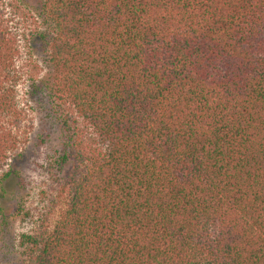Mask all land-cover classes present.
Wrapping results in <instances>:
<instances>
[{
    "label": "trees",
    "instance_id": "obj_1",
    "mask_svg": "<svg viewBox=\"0 0 264 264\" xmlns=\"http://www.w3.org/2000/svg\"><path fill=\"white\" fill-rule=\"evenodd\" d=\"M37 6L51 92L100 149L52 228L20 236L24 264H264V0ZM17 42L0 4V199L26 135Z\"/></svg>",
    "mask_w": 264,
    "mask_h": 264
},
{
    "label": "rangeland",
    "instance_id": "obj_2",
    "mask_svg": "<svg viewBox=\"0 0 264 264\" xmlns=\"http://www.w3.org/2000/svg\"><path fill=\"white\" fill-rule=\"evenodd\" d=\"M0 4L18 39L17 66L24 74L15 92L26 134L7 161L17 172L18 185L13 195L0 199V264H24L20 236L52 228L65 207V181L78 161L94 158L100 146L91 127L51 92L39 43L28 35L42 29L35 11L38 0H0ZM64 154L69 157L60 163Z\"/></svg>",
    "mask_w": 264,
    "mask_h": 264
}]
</instances>
